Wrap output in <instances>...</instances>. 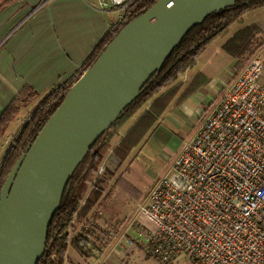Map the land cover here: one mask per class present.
Wrapping results in <instances>:
<instances>
[{"label": "built area", "instance_id": "1", "mask_svg": "<svg viewBox=\"0 0 264 264\" xmlns=\"http://www.w3.org/2000/svg\"><path fill=\"white\" fill-rule=\"evenodd\" d=\"M98 1L122 15L128 6ZM236 73L147 203L99 224L91 255L136 248L162 264H264V50Z\"/></svg>", "mask_w": 264, "mask_h": 264}, {"label": "water", "instance_id": "2", "mask_svg": "<svg viewBox=\"0 0 264 264\" xmlns=\"http://www.w3.org/2000/svg\"><path fill=\"white\" fill-rule=\"evenodd\" d=\"M238 1L158 0L119 31L7 176L0 193V264L39 263L67 184L90 148L193 28Z\"/></svg>", "mask_w": 264, "mask_h": 264}, {"label": "trees", "instance_id": "3", "mask_svg": "<svg viewBox=\"0 0 264 264\" xmlns=\"http://www.w3.org/2000/svg\"><path fill=\"white\" fill-rule=\"evenodd\" d=\"M20 0H0V11ZM158 0H128L119 21L107 30L81 69L66 83L52 90L31 112L0 165V193L10 171L32 143L43 126L63 102L72 85L96 61L106 46L131 20L143 14ZM264 7V0H241L212 13L203 23L193 28L172 51L162 68L147 83L143 92L113 121L87 152L77 166L64 191L60 207L49 227L46 247L38 264H64L69 248L82 256H90V247L101 233L99 210L109 183L116 177L134 148L147 138L161 116L171 106H180L205 83L199 73L184 87L180 76L192 68L200 54L217 36L228 31L234 22L242 23L243 16ZM264 34V22L246 25L237 31L225 45L238 68L252 55L257 39ZM248 59V58H247ZM37 97V92L26 86L0 116V133L8 126L20 109ZM137 119L126 134L113 147L112 141L123 126L134 116ZM103 171L99 173L100 167ZM124 194L108 205L113 213Z\"/></svg>", "mask_w": 264, "mask_h": 264}, {"label": "crops", "instance_id": "4", "mask_svg": "<svg viewBox=\"0 0 264 264\" xmlns=\"http://www.w3.org/2000/svg\"><path fill=\"white\" fill-rule=\"evenodd\" d=\"M121 16V9H103L98 0H20L0 11V116L24 87L29 86L37 92V97L30 102L32 108L20 116L28 104L23 106L0 133V165L31 112L52 90L72 79L102 36ZM261 48L264 50V46ZM234 69L229 68L227 81L222 84L230 80ZM161 118L141 142L147 143L148 147L150 144L155 151L166 145L165 130L159 132L158 128ZM136 119L135 114L123 126L117 141L114 142L115 138L112 141L113 147ZM157 130L160 135L154 142L152 136ZM139 146L129 155L135 156L131 179L133 190L136 189V150ZM154 152L141 149L144 156H151ZM136 250L125 256L110 249L100 256L84 257L69 248L64 264H136V253L140 252Z\"/></svg>", "mask_w": 264, "mask_h": 264}, {"label": "rangeland", "instance_id": "5", "mask_svg": "<svg viewBox=\"0 0 264 264\" xmlns=\"http://www.w3.org/2000/svg\"><path fill=\"white\" fill-rule=\"evenodd\" d=\"M262 21L264 22V7L256 8L245 14L243 16V24L234 22L227 32L217 36L200 54L196 64L180 76L179 81L184 84V87L199 73L204 74L206 82L180 106L171 105L166 114L161 118L158 128L159 132L165 130V146L155 151V149L150 148V144L148 147L147 143H141L139 150L137 148L135 191L131 184L134 173L132 163L135 160V156H130L117 172L116 177L107 186L106 192H108V195L99 207L101 213L100 225L122 220L137 202L141 204L147 203L152 187L159 179L171 173L174 163L185 145L197 135L206 116L219 103L223 95L221 84L223 81H227L226 72H228L229 68H236L233 72L236 73L238 71L237 75L246 67L252 57L250 55L247 57L248 59L245 58L244 66L238 68L236 60L230 57L225 45H228L231 37L245 25ZM263 44L264 34L258 37L255 50L252 54L261 51V47L264 46ZM31 105L32 103H29L28 106L24 107L19 115H24L25 110L32 108ZM159 132L157 130L152 136L154 142L158 140ZM117 139L118 137H115L114 142ZM144 148L155 152L151 156H144L141 154V149ZM118 177L120 178L118 179ZM120 193H125V195L121 201L119 200L118 206L113 214H111L108 211V205L115 197L120 196ZM142 220L148 222L145 218H142ZM136 251H140L136 253V264H162L146 256L142 250L138 249Z\"/></svg>", "mask_w": 264, "mask_h": 264}, {"label": "bare ground", "instance_id": "6", "mask_svg": "<svg viewBox=\"0 0 264 264\" xmlns=\"http://www.w3.org/2000/svg\"><path fill=\"white\" fill-rule=\"evenodd\" d=\"M143 73H145V70H144V72Z\"/></svg>", "mask_w": 264, "mask_h": 264}]
</instances>
